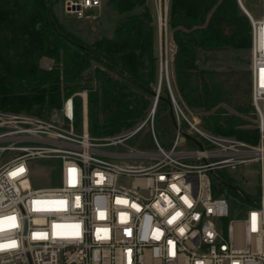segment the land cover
Returning a JSON list of instances; mask_svg holds the SVG:
<instances>
[{
	"label": "built area",
	"instance_id": "obj_1",
	"mask_svg": "<svg viewBox=\"0 0 264 264\" xmlns=\"http://www.w3.org/2000/svg\"><path fill=\"white\" fill-rule=\"evenodd\" d=\"M261 1L257 17L243 0H237L251 23L249 70L259 134L256 144L217 135L190 120L169 79L177 124L171 147L166 149L156 140V152L118 155L149 158L152 162L147 166L121 164L100 147L122 142L146 124L152 125L157 102L136 127L101 143L90 137L84 93L69 96L64 107L65 117L72 120L74 96L82 95V134L75 133L73 125L65 128L48 118L0 110V155L10 150L19 153L0 163V245L4 246L0 264H264ZM104 2L62 0V5L77 19H95ZM153 2L160 23L167 28L171 0ZM69 102L71 114L66 110ZM181 119L200 138L194 149L178 148ZM34 157L61 160L60 186L31 185L28 161ZM250 163L258 164L257 198L218 174L221 169ZM21 168L24 171L18 172ZM229 189L239 190L246 199L242 218L230 214Z\"/></svg>",
	"mask_w": 264,
	"mask_h": 264
},
{
	"label": "trees",
	"instance_id": "obj_2",
	"mask_svg": "<svg viewBox=\"0 0 264 264\" xmlns=\"http://www.w3.org/2000/svg\"><path fill=\"white\" fill-rule=\"evenodd\" d=\"M58 1L0 0V110L48 118L69 96L87 88L83 80H94L98 94L88 99L90 133L104 137L138 124L158 80L148 0H105L118 25L112 36L92 46L60 22L53 7ZM168 25L177 46L173 91L187 107L202 113L206 130L256 144L249 68L214 65L220 51L250 55L251 23L237 0H171ZM43 59L53 64L44 67ZM92 60L101 65L85 78ZM166 99L167 88L157 106L168 105ZM80 108L79 102V121Z\"/></svg>",
	"mask_w": 264,
	"mask_h": 264
},
{
	"label": "rangeland",
	"instance_id": "obj_3",
	"mask_svg": "<svg viewBox=\"0 0 264 264\" xmlns=\"http://www.w3.org/2000/svg\"><path fill=\"white\" fill-rule=\"evenodd\" d=\"M245 6L255 15L260 16L262 12V1L261 0H243ZM148 6L150 7L153 19H154V29H155V53L158 56L157 60V83L152 84L153 92H156L160 89V94H165V88H167L169 97L170 91L168 87V79L173 80L174 72H173V60L174 54L176 52L177 46L175 45L172 37V31L167 25V28L164 24H161L158 18V11L153 2V0H148ZM54 11L60 20V22L64 25V27L73 35L78 37L87 45H91L95 43L97 40H100L103 37H110L113 35L115 27L118 25V17L112 13L110 9H108L105 5L101 10V13L95 19H77L74 15L68 14L64 11L62 0H59L54 4ZM245 60L247 62L245 63ZM250 63V55L245 52L234 51V50H224L216 53V59L214 61V65L219 69H239V68H249ZM53 64L52 60L43 59L42 65L44 67H49ZM96 65H101L97 61L92 60V66L88 69L84 77L88 78L91 74V71ZM162 74V75H161ZM161 80V83L159 82ZM83 84L87 86V88L79 91L81 94L84 93L87 99V118H88V126H89V108H88V99L90 94H98V89L96 82L94 80L82 81ZM172 86V84H171ZM174 92V91H173ZM177 96V93L174 92ZM177 100L180 103L181 107L185 111L187 117L198 123L201 127L202 113H198L189 107L177 96ZM74 113L73 119L70 120L65 117L64 107L61 109H53L51 115L48 117L49 120L54 121L58 124H62L65 128H71L73 125L74 132L77 134H82L83 125H84V102L83 97L80 94H76L74 96ZM150 105L146 111V117L151 113L154 102L156 101V97L153 93L150 100ZM80 102L81 108V120L79 121V117L75 116V109ZM157 111L155 112V119L153 124H146L141 130L137 133L125 138L122 142L116 144H110L106 146H101L100 148L107 151L119 152V153H127L134 150L140 151H148V152H156L157 144L156 140H158L162 146L166 149H169L174 141L176 132H177V124L174 122L170 112L169 106L165 102L159 103L157 106ZM230 112H234L233 109L229 108ZM42 117V116H40ZM144 119H142L139 123H141ZM255 124V119L253 120ZM138 123V124H139ZM138 124L133 127L123 130L122 132L107 135L104 137H95L90 131V137H92L96 142H105L109 138H113L116 136H120L127 131L133 129ZM204 128V127H203ZM179 129L182 131V137L178 148L181 149H194L196 148V142L192 139L185 138L183 133H187L194 137L195 139H200L194 132L191 131L188 124L181 119ZM205 129V128H204ZM19 153L17 151H7L0 155V163L10 160L15 157ZM111 159L124 164L126 166H138L143 165L147 166L152 162L149 158H141V157H132V156H113ZM28 165L30 168L29 181L31 185L35 188L37 187H57L62 183V175H61V160L58 158H42V157H34L28 161ZM221 179L225 180L236 186L239 190H242L245 193H249L252 197L257 198L258 191V164L250 163V164H240L237 168H225L218 171ZM237 189H229V201H230V214L232 217L242 218L244 216V202H246L245 197L240 193Z\"/></svg>",
	"mask_w": 264,
	"mask_h": 264
},
{
	"label": "water",
	"instance_id": "obj_4",
	"mask_svg": "<svg viewBox=\"0 0 264 264\" xmlns=\"http://www.w3.org/2000/svg\"><path fill=\"white\" fill-rule=\"evenodd\" d=\"M160 83H161V80L159 81ZM154 93V95H155V97H156V101H155V103L158 101V99L160 98V96H159V93L156 91V92H153ZM166 102L168 103V106H169V112H170V114H171V116H172V118H173V120H174V122L176 121V119H175V116H174V112H173V106H172V103H171V100H169V99H166ZM184 135L187 137V138H189V139H192V140H194L197 144H199V142L194 138V137H192L191 135H189V134H187V133H184Z\"/></svg>",
	"mask_w": 264,
	"mask_h": 264
},
{
	"label": "snow or ice",
	"instance_id": "obj_5",
	"mask_svg": "<svg viewBox=\"0 0 264 264\" xmlns=\"http://www.w3.org/2000/svg\"><path fill=\"white\" fill-rule=\"evenodd\" d=\"M262 83H264V73H262ZM23 171H24L23 168L18 170V172H23ZM16 174L17 173H15V172L11 173V175H13V176H15ZM177 215H180V213H177ZM6 219L14 220L15 218L14 217H7ZM253 220H255V215H253ZM13 226H15V225H13ZM253 230H255V228ZM181 231H183V230H181ZM12 246H15V242H12ZM3 247L4 246L0 245V249H2Z\"/></svg>",
	"mask_w": 264,
	"mask_h": 264
},
{
	"label": "bare ground",
	"instance_id": "obj_6",
	"mask_svg": "<svg viewBox=\"0 0 264 264\" xmlns=\"http://www.w3.org/2000/svg\"><path fill=\"white\" fill-rule=\"evenodd\" d=\"M154 104H155V102H154ZM66 110H67L68 114H71V112H72V104H71V102H69V103L67 104V108H66Z\"/></svg>",
	"mask_w": 264,
	"mask_h": 264
},
{
	"label": "crops",
	"instance_id": "obj_7",
	"mask_svg": "<svg viewBox=\"0 0 264 264\" xmlns=\"http://www.w3.org/2000/svg\"><path fill=\"white\" fill-rule=\"evenodd\" d=\"M105 151H107V150H105ZM107 152H108L107 155H110L111 157L118 156L120 154L119 152H112V151H107Z\"/></svg>",
	"mask_w": 264,
	"mask_h": 264
}]
</instances>
